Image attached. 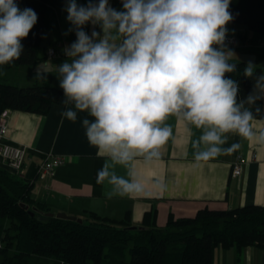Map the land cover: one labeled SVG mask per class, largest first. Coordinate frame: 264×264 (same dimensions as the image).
Returning a JSON list of instances; mask_svg holds the SVG:
<instances>
[{
	"label": "clouds",
	"instance_id": "obj_1",
	"mask_svg": "<svg viewBox=\"0 0 264 264\" xmlns=\"http://www.w3.org/2000/svg\"><path fill=\"white\" fill-rule=\"evenodd\" d=\"M230 3L122 0L124 10L117 11L109 0H89L86 6L68 0L66 19L77 39L63 49L67 60L57 66L65 105L61 115L73 122L78 111L94 118L83 119L82 125L88 142L111 161L97 173L98 184L112 186L110 197L144 190L131 167L127 179L110 169L129 166L138 155L158 158L171 135L162 126L170 115L202 130L192 141L197 162L237 150L238 144L223 147L230 133L253 138V115L245 105L262 96L252 94L238 103L239 85L225 77L236 71L229 63L234 53L224 48L226 25L233 20ZM37 20L33 9L0 0V65L20 59L21 41ZM89 23L99 25L103 35L93 30L89 36L83 30ZM255 67L249 62L244 75L253 76ZM46 73L37 65L34 78L47 79ZM257 88L264 91V75L257 79ZM258 140L264 143V133Z\"/></svg>",
	"mask_w": 264,
	"mask_h": 264
},
{
	"label": "crops",
	"instance_id": "obj_2",
	"mask_svg": "<svg viewBox=\"0 0 264 264\" xmlns=\"http://www.w3.org/2000/svg\"><path fill=\"white\" fill-rule=\"evenodd\" d=\"M89 0H76L78 5L86 6ZM94 3L99 0H93ZM68 0H48L44 23L43 45L46 58L34 65H16L10 68L0 67V81L20 86L49 84L59 86L57 66L67 57L63 49L77 38L75 30L66 19ZM109 5L117 11H123L122 0H109ZM229 35H237L238 42L228 45L225 50L234 53L230 62H249L264 69L262 44L253 37L250 30L243 31L238 25H226ZM83 30L91 36L93 30L103 35L99 25L86 24ZM56 47L62 52L54 57L47 56L48 49ZM213 47H219L214 45ZM37 65L48 70L47 79L34 78ZM71 107V106H69ZM75 110V109H73ZM65 107L54 104L46 115L26 111H9L6 141L27 147V157L22 177L34 182L33 195L52 205L55 212L86 218L90 212L113 219H122L129 213L134 224L141 225L146 213L156 211L157 225L167 224L169 216L175 218L194 216L199 209L239 208L258 204L264 206V143L258 137L264 133V119L253 118L250 121L254 134L245 139L236 134H228V143L223 147L238 144L239 148L228 154H221L207 161L194 159L192 141L202 134L185 120L170 115L162 126L171 129V135L159 148V157L151 160L143 155L133 158L129 166L115 165L110 171L128 178L131 167L137 178L143 183L144 190L131 195H108L112 186L105 181L97 183L98 170L109 157L100 154L97 147L91 145L82 125L83 119L93 120L87 112H77L75 122L62 117ZM239 177L233 176V164L238 155L251 157ZM64 156L66 161L45 177L37 172V164L47 155ZM0 164H7L0 154ZM163 185L161 188L159 185ZM214 264H264V248L247 246L242 250L236 247L216 248Z\"/></svg>",
	"mask_w": 264,
	"mask_h": 264
},
{
	"label": "trees",
	"instance_id": "obj_3",
	"mask_svg": "<svg viewBox=\"0 0 264 264\" xmlns=\"http://www.w3.org/2000/svg\"><path fill=\"white\" fill-rule=\"evenodd\" d=\"M16 3L21 10L33 9L38 20L21 41L20 59L0 65L3 68L34 65L46 58L43 35L48 0ZM229 11L230 23L243 24L261 42L264 58V0H231ZM229 63L236 65V71L225 77L239 85L237 102L261 95L254 105L245 107L253 118L264 119V91L256 90L264 69L256 68L253 76L246 77L245 62ZM63 100V90L57 86L0 81V114L8 109L46 115L54 104L65 107ZM33 189L32 180L0 164V264H214L219 246L264 248L262 205L204 207L194 216L179 218L171 214L163 227L157 225L156 211L146 213L141 225L134 224L129 213L113 219L93 211L80 222L58 217L49 202L33 195Z\"/></svg>",
	"mask_w": 264,
	"mask_h": 264
},
{
	"label": "built area",
	"instance_id": "obj_4",
	"mask_svg": "<svg viewBox=\"0 0 264 264\" xmlns=\"http://www.w3.org/2000/svg\"><path fill=\"white\" fill-rule=\"evenodd\" d=\"M238 41L237 36L229 35L225 38V43L228 45H235ZM62 51L56 47L48 49L47 56L54 58L58 56ZM8 116L9 110L5 109L0 114V154L4 158L7 168L19 176H22L23 166L27 157V147L16 145L6 141L8 131ZM258 154L253 153L251 157L244 155H238L236 161L233 164V176L239 177L243 174L244 166L250 161L257 159ZM66 158L61 155L51 154L47 155L46 158L37 164V172L41 177L52 173L56 167L63 164Z\"/></svg>",
	"mask_w": 264,
	"mask_h": 264
},
{
	"label": "water",
	"instance_id": "obj_5",
	"mask_svg": "<svg viewBox=\"0 0 264 264\" xmlns=\"http://www.w3.org/2000/svg\"><path fill=\"white\" fill-rule=\"evenodd\" d=\"M51 215H54V214L51 213ZM56 215H57L58 217L65 218V219L78 220V221H80V222L82 221L81 218H78V217H75V216L69 215V214H67V213H65V212H58V213H56Z\"/></svg>",
	"mask_w": 264,
	"mask_h": 264
},
{
	"label": "rangeland",
	"instance_id": "obj_6",
	"mask_svg": "<svg viewBox=\"0 0 264 264\" xmlns=\"http://www.w3.org/2000/svg\"><path fill=\"white\" fill-rule=\"evenodd\" d=\"M235 25H238L240 27V29H243V31H247L248 29L243 25V24H235ZM44 44V43H43ZM253 63V62H252ZM255 64V63H253ZM257 67H255L256 69Z\"/></svg>",
	"mask_w": 264,
	"mask_h": 264
}]
</instances>
